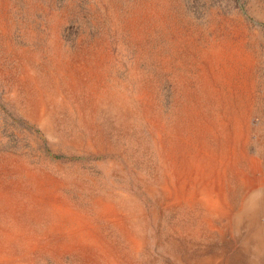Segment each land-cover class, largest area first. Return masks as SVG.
Here are the masks:
<instances>
[{
  "label": "rangeland",
  "instance_id": "374dc122",
  "mask_svg": "<svg viewBox=\"0 0 264 264\" xmlns=\"http://www.w3.org/2000/svg\"><path fill=\"white\" fill-rule=\"evenodd\" d=\"M0 264H264V0H0Z\"/></svg>",
  "mask_w": 264,
  "mask_h": 264
}]
</instances>
